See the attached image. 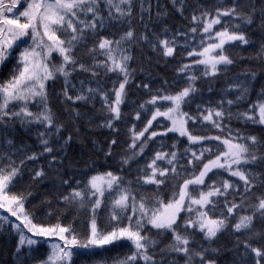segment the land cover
<instances>
[{
	"label": "snow or ice",
	"instance_id": "1",
	"mask_svg": "<svg viewBox=\"0 0 264 264\" xmlns=\"http://www.w3.org/2000/svg\"><path fill=\"white\" fill-rule=\"evenodd\" d=\"M0 210L3 264H264V0H0Z\"/></svg>",
	"mask_w": 264,
	"mask_h": 264
},
{
	"label": "trees",
	"instance_id": "2",
	"mask_svg": "<svg viewBox=\"0 0 264 264\" xmlns=\"http://www.w3.org/2000/svg\"><path fill=\"white\" fill-rule=\"evenodd\" d=\"M195 59V58H192ZM202 67V66H200ZM173 66L172 65H168L167 67H165L163 64L160 65H156L154 67V75L156 76V79L153 80V85L154 86H159L160 84V77H164L169 81V85L170 91H176L178 90L179 86L182 85L183 83H185V81L180 80L179 77L176 75V73L172 70ZM143 77H138V79H142ZM198 85L202 88V89H206V85H204L202 82H198ZM219 87V86H217ZM147 98L145 96V94L143 92H138L134 94V99L137 100H143ZM218 98V93L217 92H213V93H208L206 90L203 91V94L201 96L198 97V101L199 100H203L205 102V106H207V101L209 99H211L213 101V103L215 102V100ZM185 110H189L187 107L185 108ZM137 124V127H140V122H135ZM155 124L153 125V127L155 128ZM230 127L236 128L239 125H237V123L235 121L232 122L231 125H229ZM151 131V129H150ZM195 132L199 133V134H217V130L212 129L210 126H201V127H197L196 129H194ZM172 135V134H170ZM122 139H127L126 136L122 137ZM159 139V138H157ZM181 139V144L180 147L181 149H183V147L185 146V142H184V138H180ZM171 143V141L166 140L165 141V150H168V145ZM193 147H198V146H193ZM141 160L143 161V158H141ZM141 167L143 166V164L141 163L140 165ZM117 167V162L113 161L111 162L110 165L107 164H100L99 167H97L95 169V171L92 172V174H97V173H103L105 170H114ZM136 169L135 167H133L132 172L133 174L135 173ZM131 178V177H129ZM224 178L225 179H236V178H230L228 177L227 173H224ZM0 212H2V210H0ZM15 219V218H13ZM65 222H67V217H65ZM11 242L9 241L8 243H5L3 238H0V264H3L4 261H6L8 259V249L10 248ZM121 250H113L110 253H105L104 256L105 258H107L108 256H116L119 254ZM126 251V249L124 250Z\"/></svg>",
	"mask_w": 264,
	"mask_h": 264
}]
</instances>
